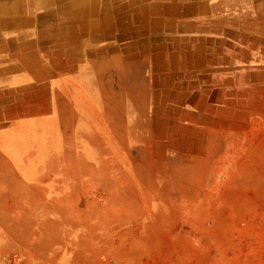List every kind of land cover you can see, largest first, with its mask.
<instances>
[{"label":"rangeland","instance_id":"1","mask_svg":"<svg viewBox=\"0 0 264 264\" xmlns=\"http://www.w3.org/2000/svg\"><path fill=\"white\" fill-rule=\"evenodd\" d=\"M48 3L0 0L39 76L4 111L0 264H264V0L228 17L239 36L215 64L168 80L115 77L130 32L112 13L98 79L76 43L98 31Z\"/></svg>","mask_w":264,"mask_h":264},{"label":"crops","instance_id":"2","mask_svg":"<svg viewBox=\"0 0 264 264\" xmlns=\"http://www.w3.org/2000/svg\"><path fill=\"white\" fill-rule=\"evenodd\" d=\"M46 1L63 10L64 15L80 14L81 32L89 29L98 31L96 38H93L95 44L83 38L85 36L83 33L82 38L80 37L81 39H77L76 42L79 46L81 43L89 42L94 47L92 51L96 53V70L100 71L98 79L102 78L101 71L105 69V46L101 44L104 38H101L103 34L100 35L99 32L105 30L104 19L109 13L118 16L113 19L115 23L113 30L122 31L128 26L130 32L128 39H123L126 35L119 33V38L114 42L113 46L119 47V51L126 58L124 60L119 54L120 57L117 54L112 57L115 77L132 79L143 77L144 73L146 78L168 80L196 78L198 77L196 73L201 72L202 65L204 66L202 71L205 72L209 64H215L218 60L216 55L220 52L217 49L230 44L227 37L229 36L232 41L234 37L239 36L232 28L233 21L228 17L233 12L241 15L248 14L250 9L255 10L253 7H244L247 0ZM71 3L82 6L66 8L72 5ZM186 3L188 8L185 6ZM1 5L0 154L4 157V134L9 133L10 128L15 126H4V111L9 109V96H24L26 89L35 85L34 80L39 81V76L33 68L25 67L24 34L27 29L24 13L21 10L10 13L8 9L5 12L4 4ZM234 6L238 7L233 8ZM90 16H95V19L88 21ZM27 26H31V23ZM19 42L22 47L20 51L16 47L19 46ZM120 47H123V51ZM220 56L222 62L229 61L228 55ZM81 68L85 69L83 66ZM56 70V65H49L50 79L53 78L52 73ZM39 87L37 85V89ZM53 95H56V92Z\"/></svg>","mask_w":264,"mask_h":264},{"label":"built area","instance_id":"3","mask_svg":"<svg viewBox=\"0 0 264 264\" xmlns=\"http://www.w3.org/2000/svg\"><path fill=\"white\" fill-rule=\"evenodd\" d=\"M152 264H176V263H173V262H156V263H152Z\"/></svg>","mask_w":264,"mask_h":264},{"label":"bare ground","instance_id":"4","mask_svg":"<svg viewBox=\"0 0 264 264\" xmlns=\"http://www.w3.org/2000/svg\"><path fill=\"white\" fill-rule=\"evenodd\" d=\"M71 4H72V5H70V6L66 7V8L73 7V6H75V5H77V6H82V4H74V3H71Z\"/></svg>","mask_w":264,"mask_h":264}]
</instances>
